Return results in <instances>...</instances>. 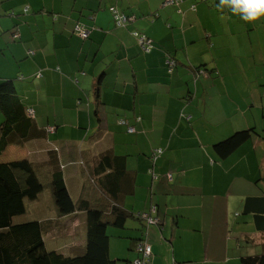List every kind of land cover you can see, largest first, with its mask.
I'll return each mask as SVG.
<instances>
[{
  "label": "crops",
  "instance_id": "obj_1",
  "mask_svg": "<svg viewBox=\"0 0 264 264\" xmlns=\"http://www.w3.org/2000/svg\"><path fill=\"white\" fill-rule=\"evenodd\" d=\"M166 1L0 0V69L28 77L18 87L21 100L32 109L37 126L48 131L44 139L9 146L4 154L10 161L22 148L24 158L47 180L51 159L62 167L74 203L85 199L105 208L113 203L106 192L112 170L96 174L94 169L105 154L124 157L133 185L126 186L129 191L119 203L129 212L151 215L157 206L160 225H151L145 236L149 264H242V257L264 253V232L255 229L252 212L242 213L246 198L264 193L256 167L258 150L264 163V139H250L225 159L212 146L255 126L251 108H264V71L255 70L261 76L250 81L233 70L239 59L264 69V50L256 49L264 48V23H245L221 12L214 0H178L174 6ZM111 4L136 20L115 28ZM76 22L90 30L88 38L73 34ZM15 25L19 37L13 40L9 32ZM134 30L148 36L156 49L144 54L131 36ZM166 53L177 61L171 73ZM37 72L41 76L34 78ZM99 80L97 102L93 88ZM251 82L257 84L253 94ZM243 89L250 94L239 92ZM239 101H249L247 109L237 106ZM119 118L136 133L127 134ZM68 122L83 131L59 141L60 128ZM156 148L163 153L152 159ZM40 197L36 201L43 213L36 220L46 245L67 255L81 249L82 214L60 216L53 197L51 213H44ZM133 223H127L122 236L133 234ZM108 233L109 256L132 262L137 253L128 250L129 241L112 227Z\"/></svg>",
  "mask_w": 264,
  "mask_h": 264
},
{
  "label": "trees",
  "instance_id": "obj_2",
  "mask_svg": "<svg viewBox=\"0 0 264 264\" xmlns=\"http://www.w3.org/2000/svg\"><path fill=\"white\" fill-rule=\"evenodd\" d=\"M214 1L219 3V0ZM178 3V0H173V3L169 5L174 6ZM113 5L117 6V4H111L109 7ZM190 9L194 12L195 5L193 4ZM27 12L28 7H23L21 14L23 15V13ZM109 14L111 16L110 12ZM10 15L16 16L14 13ZM55 16L57 15L54 14L53 18ZM127 16L128 18H134V16ZM111 19L113 22L112 16ZM135 20L136 18L133 21H128L123 27H116L114 22L113 25L115 28H125ZM76 24L81 23L76 22ZM16 28L17 25L10 32L8 31L13 40L19 37ZM134 33L142 34L150 40L149 53L156 49L153 41L148 36L134 30L131 32V36L136 42L137 39ZM73 34L76 35L75 33ZM144 54L147 53L144 52ZM164 63L170 73L173 72L177 65L176 59L169 53L164 54ZM3 70L5 71L0 69V157L3 156L9 146L23 147L32 140L44 139L48 134L46 128L42 131L37 126L33 113L30 114L32 109L27 107L25 101L21 100L18 87L19 84L26 82L28 77L23 76L20 72L14 74L11 70ZM36 74L34 78L41 76L39 72ZM100 80L94 84L93 88L94 99L97 102ZM260 115L264 117L263 107ZM140 119V117H135L134 121L139 122ZM117 123L125 128L127 134L136 133L133 125H130L125 118H119ZM129 129H132L133 132L130 133ZM254 137H259L254 127L235 131L227 138L215 143L212 146V151L218 158L225 159ZM157 149H160L161 153L155 157H159L163 153L162 148ZM154 150H152V153ZM49 166L51 168L47 178L51 186L57 212L60 216H66L74 212L82 214L84 218V244L81 249L76 250L72 255H67L47 248L44 239V229L42 223L38 220L21 223L14 222L16 217L25 213V201L34 202L39 198L43 191V185L39 181L34 163L29 159L0 161V264H115L117 259H114V261L109 256V227L121 232L119 236L129 241L128 250H134L137 253V257L132 262L124 260V263L133 264L134 261L141 259L138 246H143L147 230L151 225L142 218L140 212H129L119 203L120 196L124 197L129 191L126 186L129 183L133 185V180L131 181L126 175L124 157L105 154L100 157L97 167L94 169L96 174H98L111 167L112 173H108L106 178V183L109 185V188H106V192L109 193L108 197L113 203L107 208L103 205L93 206L85 199H80L74 203L67 191L61 170L62 167L53 163L51 159L49 160ZM154 209L155 212L152 216L157 217L156 205ZM249 212L253 213L255 229L264 232V193L261 196L245 199L242 213L246 214ZM130 220L134 221L133 234L122 236ZM156 225H160V220ZM136 233L137 235H135ZM132 243L133 245L131 246ZM241 263L264 264V253L244 256L241 258Z\"/></svg>",
  "mask_w": 264,
  "mask_h": 264
},
{
  "label": "rangeland",
  "instance_id": "obj_3",
  "mask_svg": "<svg viewBox=\"0 0 264 264\" xmlns=\"http://www.w3.org/2000/svg\"><path fill=\"white\" fill-rule=\"evenodd\" d=\"M227 44H228V40H227ZM256 49H263L264 50V48H260V47H257ZM234 50L237 51V52H242L243 53V51L239 50L238 48H235ZM238 62L240 64V66H238V65L236 66L235 65V67L233 68L234 73L237 74L236 77H239L238 74H239V72H241V74H243L244 76H247L248 79H249V76H250V79L249 80L252 81V80H256V76L257 75L261 76L260 74H257V72L259 70H263L264 71V69L263 68H259V66H256V67L251 66L252 65V61L251 60L246 62L243 59H239ZM255 70H257V72ZM224 73H227L230 76L233 75V71L232 70H228L227 68L224 69ZM256 86H257V84H255L253 82H251L249 84V89L251 91V94H253L254 88ZM262 87L264 88V84H262ZM245 88H246V86H245ZM239 92H242L245 95L250 94L247 91V89L239 90ZM233 97L236 100H239V98H241L240 97V94L237 91H235ZM248 103H249V101H239L238 104H237V106H239L241 108H243L245 106L246 109H247ZM263 104H264V102H263ZM251 110H252L251 111L252 114L255 116V120H254L255 126H251V127H254L255 131L259 134V137L261 139H263L264 138V117H261L260 118V116H261L260 115L261 114V109L260 108L259 109H257V108H254V109L251 108ZM249 127L246 126L245 128H242L240 130L248 129ZM78 130L79 129L75 128L71 124V122H68L67 124H65V126H63V127L60 128L59 137H58L59 141H62L63 139H66V140H72V139H74L76 137V133L78 132ZM240 130H236V131H240ZM79 131H83V130H79ZM84 133H86V131H84ZM91 133L92 132L87 133V135H86V138L87 139L91 136ZM18 150L19 151H16L17 152L16 155L12 156V161L21 160V159L24 158L25 151H23L22 148H18ZM27 151H29V153H30V155H31V157L33 159H37V157L33 153V147L32 146H29L27 148ZM262 156L263 155L261 153V150H258L257 151V160H256V163L257 164H256V167L258 169L259 175L261 176V180H259L258 182L262 186H264V170L262 169V168H264V163L262 162ZM7 157H8V153H7V155L3 154V156L0 158V161H8V159H6ZM252 161H254V158L252 159ZM260 166L262 168H260ZM255 172H256V170H255ZM36 173H37V175H38V177L40 179L39 180L40 183L43 185V192L41 193V197H40L39 200H40V202L42 204L45 205L46 211L44 213H48L49 214V213H51V211H50V202H52V194L50 192V183L40 173H38V172H36ZM25 207H26L25 213L23 215H21V216L16 217L15 220H14V222L21 223V222H27V221L36 220V219H38L40 213H43V212H39V210H40V204H39L38 201H34V202L25 201ZM56 239H58V238H56ZM116 241H121V240L116 239ZM64 242H67V240H64ZM121 242H123V241H121ZM61 243L62 242H59V243H57V245H59ZM47 248L48 249H51V247L49 246V244H48ZM256 253L257 254H260L261 252H260V250H257ZM72 254H73V252L70 253V254H68V255H72ZM252 254H254V253H252ZM114 255L115 254H113L111 256L112 257L111 259H113V260L116 259ZM124 260H125L124 258H118L117 261H115V260L114 261H115V264H125L124 263ZM149 262H148V264H149Z\"/></svg>",
  "mask_w": 264,
  "mask_h": 264
},
{
  "label": "built area",
  "instance_id": "obj_4",
  "mask_svg": "<svg viewBox=\"0 0 264 264\" xmlns=\"http://www.w3.org/2000/svg\"><path fill=\"white\" fill-rule=\"evenodd\" d=\"M173 0H167L165 2L164 5H169L172 4ZM109 12L111 13V16L113 18V22L115 24L116 27H123L124 25H126V23L130 20H134V18H128L127 15H125L123 12H120L117 8L116 5H113L111 7H109ZM129 19V20H128ZM73 33H75L76 35H78L79 37H81L82 39H85L88 34H89V30L86 29L83 25L81 24H76L74 29H73ZM135 38L137 39V42L139 44V46L141 47L142 51L145 53H149L150 52V40L147 39L144 35L142 34H137L134 33ZM169 63V62H168ZM170 64V63H169ZM30 114H32V111H30ZM129 132H133L132 129H129ZM161 150L160 149H155L152 153V159H155L157 154H160ZM153 213L155 212V209L152 208ZM142 218H144L150 225H156L157 223H159V219L158 217H153L151 214L149 213H141ZM138 252L139 254L141 253V259L136 260L133 262V264H148L149 259H150V254H151V248L150 246L147 244V242L145 241L143 246L140 245L138 246Z\"/></svg>",
  "mask_w": 264,
  "mask_h": 264
},
{
  "label": "clouds",
  "instance_id": "obj_5",
  "mask_svg": "<svg viewBox=\"0 0 264 264\" xmlns=\"http://www.w3.org/2000/svg\"><path fill=\"white\" fill-rule=\"evenodd\" d=\"M216 8L227 10L245 23H264V0H219Z\"/></svg>",
  "mask_w": 264,
  "mask_h": 264
}]
</instances>
